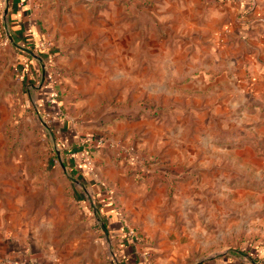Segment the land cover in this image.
I'll return each mask as SVG.
<instances>
[{
    "label": "rangeland",
    "instance_id": "rangeland-1",
    "mask_svg": "<svg viewBox=\"0 0 264 264\" xmlns=\"http://www.w3.org/2000/svg\"><path fill=\"white\" fill-rule=\"evenodd\" d=\"M28 1L53 114L0 48V157L26 169L4 200L25 191L39 263L264 264V0L242 22L241 0Z\"/></svg>",
    "mask_w": 264,
    "mask_h": 264
},
{
    "label": "crops",
    "instance_id": "crops-1",
    "mask_svg": "<svg viewBox=\"0 0 264 264\" xmlns=\"http://www.w3.org/2000/svg\"><path fill=\"white\" fill-rule=\"evenodd\" d=\"M29 4L28 0H0V6H3L6 14H8L9 23L12 21L10 23L11 33L12 35L15 34L18 38V41H16L13 36L12 44L15 46V50L19 54H22V56H19L25 62L22 66L24 70L22 69L21 71L23 75L21 80L23 79L25 85H28V90L34 93V99L33 95L30 99L35 101L36 105L34 106L38 114H45L46 117L51 118L50 115L53 113L50 111V98L52 97L51 91L54 81L52 78V73L54 72L52 68L55 62L52 60L49 50L38 49V45L45 42L46 38L42 33H39L36 24L27 20V12L30 8ZM256 9L258 10L259 7ZM256 11L255 14L260 16L263 13ZM32 55L33 57H30ZM51 70L53 71L52 73ZM27 92L30 94L29 91ZM59 124L60 126L57 123L55 130L56 134L60 136L58 137L59 143L64 148L66 142L70 141L68 133L71 130L69 128L65 130V122L64 124ZM1 139L0 149H6L7 143ZM6 161L9 163V159L0 157V264H42L39 262L43 260V257L46 258L45 255H48L43 252L42 247L43 243L48 242V240L40 232L43 224L35 222V219L32 220L30 215L28 216V207L20 197L25 194V191L21 194V191L18 190V194H14L17 197L13 200H4V198L8 197L9 190L3 186L5 181L3 177L7 174L16 175L15 171L19 172L21 168L22 174L17 178V181L22 182L24 185L25 179L28 177L26 176V169L15 158L9 163L12 165V168L7 170L4 167ZM10 170L12 173H10ZM5 171L10 172L6 173ZM6 202L11 203L6 205ZM51 260H55L54 264H62L60 261L63 259L59 255L53 256Z\"/></svg>",
    "mask_w": 264,
    "mask_h": 264
},
{
    "label": "trees",
    "instance_id": "trees-1",
    "mask_svg": "<svg viewBox=\"0 0 264 264\" xmlns=\"http://www.w3.org/2000/svg\"><path fill=\"white\" fill-rule=\"evenodd\" d=\"M253 5H252V1H250V0H241V4H240V11H239V14H240V21L242 22L243 20H246V19H249V16H251V14H252V12H253ZM7 16H8V14H7ZM11 20V19H10ZM242 26V28H246V26L245 25H241ZM2 35V30L0 29V36ZM13 39V38H12ZM51 51V50H50ZM88 142L89 141H95V142H102L103 141V139H102V137H96V136H89V137H87V139H86ZM83 155H82V153L80 152V153H78L77 154V159H74L73 160V163H75V165H77L78 166V168H80V169H82L83 170V172L85 173V172H89V170H88V168H87V166H86V164L84 165L83 164V159H84V157H82ZM108 203H110V202H108ZM102 204H104V203H102ZM107 204V203H106ZM255 251H254V250ZM249 251H250V253H249V255H250V257H254V254H257L258 252V250H259V246L257 245V246H255V248H251V249H248ZM256 258L257 259H259V257H257L256 256ZM259 262V261H258ZM257 263V262H256ZM225 264H234L232 261H227Z\"/></svg>",
    "mask_w": 264,
    "mask_h": 264
},
{
    "label": "built area",
    "instance_id": "built-area-1",
    "mask_svg": "<svg viewBox=\"0 0 264 264\" xmlns=\"http://www.w3.org/2000/svg\"><path fill=\"white\" fill-rule=\"evenodd\" d=\"M0 23L2 24V35L0 36V48H6L12 44L13 40L10 29V23L8 21V16L3 6H0ZM49 46H51V44L49 43L46 44V42H42L38 45V49L47 50Z\"/></svg>",
    "mask_w": 264,
    "mask_h": 264
}]
</instances>
